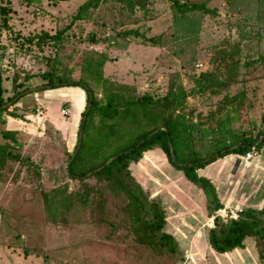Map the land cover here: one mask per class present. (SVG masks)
<instances>
[{
  "label": "rangeland",
  "instance_id": "rangeland-1",
  "mask_svg": "<svg viewBox=\"0 0 264 264\" xmlns=\"http://www.w3.org/2000/svg\"><path fill=\"white\" fill-rule=\"evenodd\" d=\"M86 1L0 0V4L8 2L11 8L7 28L0 27L4 97L13 94V73L20 74V81L28 89L42 86L38 76L47 68L46 58L54 55L61 65L73 69L72 79L78 80L80 65L89 52L109 54L111 60L103 66L105 77L132 86L139 94L149 92L154 96L165 94L171 82L188 88L189 74L197 71L195 65L207 66L214 51L225 43L235 44L242 63L264 55V6L257 0H186L206 2L216 11L207 15H179L171 9L169 0H146L143 7L136 6L133 11L112 1L75 22L56 50L49 45L40 52L22 44V40H13L44 31L55 33L70 23L77 8ZM128 30H137L158 44L153 47L138 38L123 37ZM235 72L229 85L217 94L187 100L191 120L201 122L200 127H219L227 123L225 117L232 120L219 129L220 134H194L196 155H215L216 150L237 139L235 134L254 136L262 130L264 65H241ZM26 73L32 78L22 80ZM79 92L83 93L78 87H61L27 94L21 101L35 103L31 113L21 120L11 118L17 128L24 129L18 133L19 148L15 152L39 166L40 178L14 162L0 168V264H185L184 252L167 253L155 247L153 240L147 238L143 239L145 243H139L135 239L128 202L122 193L94 181L88 182V191L67 179V158L72 152H67L66 143L70 145V132L75 130L72 131L76 112L83 108L75 106ZM82 97L84 100V93ZM153 149L160 157L145 152L137 164H131L134 178L142 180L149 194L162 197L168 214L177 215L174 222L183 214L192 217V236L203 230L207 233L218 214L213 219L207 217L204 200L194 196L195 188H190L181 172L167 164L158 148ZM232 156L235 157L228 154L218 158L196 173L203 176L207 169L215 170L213 165L219 167L223 159ZM252 157L259 158L261 164V174L255 182L256 186L263 184L260 195L264 196V146ZM225 172L222 170L220 180ZM224 188H220L221 194ZM219 216L224 218L225 213ZM200 234L192 237L194 242L206 244V236ZM197 246V251L188 254L189 263L204 264L207 253L211 264L215 260L212 252L208 248L199 252L200 245ZM216 262L227 264L230 260L218 256ZM235 264L241 263L236 260ZM255 264H264V258L258 257Z\"/></svg>",
  "mask_w": 264,
  "mask_h": 264
},
{
  "label": "trees",
  "instance_id": "trees-1",
  "mask_svg": "<svg viewBox=\"0 0 264 264\" xmlns=\"http://www.w3.org/2000/svg\"><path fill=\"white\" fill-rule=\"evenodd\" d=\"M112 1L123 4L133 11L136 6L143 7L146 0H87L77 8L70 23L55 33L50 34L44 31L22 39L16 36L13 37V40H22V44L34 46L40 52H43L49 45L56 50L67 39V34L75 22L82 21L91 11ZM257 1L261 6H264V0ZM7 3L0 4V27L4 29L7 28L11 12L10 5ZM169 3L171 9L179 15L195 12L207 15L216 12L214 9H210L206 2L192 3L186 0L183 2L169 0ZM123 37L138 38L153 47L158 44L155 39H147L137 30L125 31ZM88 40L91 43L94 42L92 37H88ZM225 48L228 49L225 50ZM240 57L235 44L225 43L224 47L214 51L203 70L189 74L188 88L180 83L171 82L165 94L154 96L149 92L139 94L132 86L105 77L103 66L110 61L106 53L89 52L80 65L78 80L72 79V68L61 65L55 55L48 56L46 58L47 68L38 76L41 85L47 86L46 89L78 87L84 93V100L83 93L79 92L78 101L75 103L76 109L83 108L77 114V122L71 138L73 142L70 145L66 143L67 152L73 153L77 146L81 121L90 101V107L82 125L78 152L71 162L72 153L67 158V166L69 165L68 171L67 167L65 169L67 179L88 191L91 190L87 186L88 182L94 181L104 182L112 192L122 193L128 202V210L132 218L131 231H133L135 239L139 243H145L146 241L143 239L148 238L153 240V245L162 251L176 253L178 251L177 241L173 235L166 231V212L162 209L159 200L152 193L149 194L139 180L134 178L131 164H137L145 152L158 148L165 156L167 164L174 171L181 172L185 180L196 187L205 197L207 217H215L217 212L224 210L214 185L210 180L199 176L196 171L228 154L244 157L254 154L264 146V139L259 145H256L259 137L264 135V113L260 119L262 130L254 136L235 134L237 139L230 140L223 148L216 150L215 155L200 156L194 152L193 135L197 136L203 131L220 134L219 129L226 122L211 129H206L204 125L198 126L201 122H192L191 113L187 111V100H195L206 93L217 94L229 85V80L233 79L235 71L241 65L246 68L264 65V55L252 61H244V63ZM22 76V80L32 78L28 73L22 74ZM3 82V73L0 72V137L3 142L0 145V156H2L0 168H3L8 162H14L39 179V166L30 158H23L18 152H15L19 148V143L16 140L19 134L3 129L4 116L21 120L25 114L31 113L35 103L28 100V102L18 105L25 97L23 96L9 108L2 109L1 107L12 98L28 89L20 81V74L13 73L11 78L13 94L11 97H4ZM226 120L228 125L232 121L225 117L224 121ZM159 128H166V131H160L146 139L150 133ZM142 140L144 142L140 144ZM169 143L177 164L173 163L170 158ZM233 146H237V148L228 150ZM119 153L122 155L107 164L100 172L84 178L88 173L100 168L110 157ZM207 159L209 160L207 161ZM53 192L57 191L53 189ZM263 229L264 209L248 208L235 213L225 210L224 218L217 216L213 219L212 227L207 233L208 244L215 253L223 255L243 248L244 240L251 238L255 242L256 250H259L258 257L264 258Z\"/></svg>",
  "mask_w": 264,
  "mask_h": 264
},
{
  "label": "crops",
  "instance_id": "crops-1",
  "mask_svg": "<svg viewBox=\"0 0 264 264\" xmlns=\"http://www.w3.org/2000/svg\"><path fill=\"white\" fill-rule=\"evenodd\" d=\"M108 57L111 60V56L109 54H108ZM112 80L117 81V79H112ZM21 104H24V102L22 101L18 105H21ZM77 114L78 113L76 112V116H77ZM4 120H5V124L3 126L4 130L10 131V132H16L19 134H21V131L24 130L22 128L20 129V127L17 128L18 125L16 124V122L13 123V119H11L10 117H4ZM19 122L24 124V125H27L24 122H21V121H19ZM76 122H77V117H76ZM73 128L75 129V125H74V127H72V131H73ZM70 134H71L70 144H72L73 139L71 140V138H72L73 134H72V132H70ZM199 135H200V133H199ZM149 152H150L149 154L154 155L155 157H160L159 155H157L155 150H152ZM253 158L254 157H252V154H250V155L244 156V157H242V156L238 157V155H235V157L232 156L228 159H223L221 161L222 165H220L219 167H217V165H213L216 168L215 170L210 169L211 168L210 167L209 169H207L205 171L203 176H201V177H204V178L210 180L211 183L214 185L215 191H216L217 196L219 198V201L224 207V210H220L219 212L216 213V215L218 214L217 216L221 215L222 213H225V210L229 211L231 213H235L237 211L245 210L248 208L249 209H255V210L264 209V196L260 195V191L263 188V186H262L263 184H261L260 186H256V182H255V177H258L261 174L258 171L261 164L259 162V158H255V160ZM220 169H221V171H219ZM222 170H224L226 172H225V176L223 177V179L220 180L219 176L222 173ZM180 174L182 175V173H180ZM182 177H183V175H182ZM225 179H226V181H225ZM138 180H139L140 184L144 187L142 180L140 178H138ZM187 183L189 184L188 186H190V188H195L196 193L194 196H196L200 200L201 199L204 200V205H205V209H206L205 197L202 195V193L196 187H194L189 182H187ZM222 186H225V188L223 189L224 192L221 194L219 190H220V188H222ZM220 194H221V196H220ZM153 196L155 197L156 195H153ZM158 197H159V199H158ZM158 197H155V198H157L160 201V205H161L162 209L166 212V220H167L166 231L175 237L177 244H178V250L185 253L186 259H187L185 264L191 263L190 262L191 257L188 254L197 251V249H196L198 247L197 245H200L199 252H201V249L203 251H206V248H208L212 252L215 260L211 261V264H217L216 260H217L218 256L221 258L222 257L223 258H229V260H230V262H232V264H235L236 260L240 261L241 264H247L248 260H251L252 264H255V261L258 260V253H257V250L255 248V242L253 241V239H249V238L245 239L243 242V248L235 249L232 252H229V253L223 254V255L215 253L210 248V246L208 244V238H207L208 231L206 233V230L200 231L198 234L196 232V235H198V236L200 233H202V235L206 236V238H205L206 244L202 241H200L199 243H197L196 241L194 242L192 237L196 236V235L194 234L192 236V233L195 230V228L192 225L193 218L192 217H189V218L184 217V214H183V215H180L181 218L179 220L174 222V220L176 219L175 217L177 215L168 214L167 207L166 208L163 207L164 201H163L162 197H160L159 195H158ZM172 222L174 224H172ZM173 225H175V227H173ZM195 226H196V224H195ZM204 260H205L204 264H210L209 257H207V253H206V256H204ZM230 262L227 264H230ZM220 264H223V262Z\"/></svg>",
  "mask_w": 264,
  "mask_h": 264
},
{
  "label": "water",
  "instance_id": "water-1",
  "mask_svg": "<svg viewBox=\"0 0 264 264\" xmlns=\"http://www.w3.org/2000/svg\"><path fill=\"white\" fill-rule=\"evenodd\" d=\"M54 1H57V2H67L69 0H54ZM47 86H39V87H35V88H31V89H27L26 91H23L21 93H19L18 95H16L14 98H12L8 103H6L4 106H2L1 108L2 109H7L9 108L15 101H17L19 98L27 95V94H30V93H33V92H37V91H40V90H44L46 89ZM89 107H90V101L88 102L87 106H86V109H85V112H84V116L82 118V121H81V127H80V130H79V140H78V143H77V146L74 150V152L72 153V156H71V159H70V162L74 159L75 155L77 154L78 152V149L80 147V139H81V136H82V125L84 123V120L86 118V114L88 113V110H89ZM160 131H166V128H159L157 130H155L154 132L150 133L146 139H149L151 138L152 136H154L155 134L159 133ZM145 139V140H146ZM264 139V135L260 136L259 137V140L258 142L256 143V145H259ZM144 142V140L140 141V144H142ZM255 145V146H256ZM237 148V146H233V147H230L228 150H232V149H235ZM169 153H170V158L171 160L173 161V163L177 164L176 160H175V156H174V152H173V149H172V146L171 144L169 143ZM221 153H224V151H221ZM122 153H119L117 155H114L112 157H110L108 160H106V162L98 169L88 173L87 175H85L84 178L90 176L91 174H95V173H98L100 172L103 168L106 167L107 164L111 163L112 161H114L117 157L121 156ZM209 159H207L208 161ZM203 163V162H202ZM69 169V165L67 166V171Z\"/></svg>",
  "mask_w": 264,
  "mask_h": 264
},
{
  "label": "built area",
  "instance_id": "built-area-1",
  "mask_svg": "<svg viewBox=\"0 0 264 264\" xmlns=\"http://www.w3.org/2000/svg\"><path fill=\"white\" fill-rule=\"evenodd\" d=\"M195 68H196L197 71H201V70L204 69V64H202V63H197V64L195 65ZM248 155H250V154H248ZM248 155H247V156H248Z\"/></svg>",
  "mask_w": 264,
  "mask_h": 264
}]
</instances>
